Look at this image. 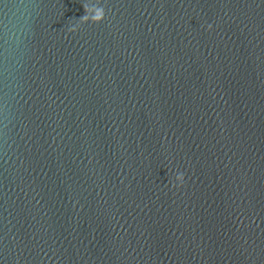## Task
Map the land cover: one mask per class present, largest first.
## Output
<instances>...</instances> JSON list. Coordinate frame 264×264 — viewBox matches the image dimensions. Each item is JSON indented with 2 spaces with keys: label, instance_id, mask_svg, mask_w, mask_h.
Here are the masks:
<instances>
[{
  "label": "water",
  "instance_id": "1",
  "mask_svg": "<svg viewBox=\"0 0 264 264\" xmlns=\"http://www.w3.org/2000/svg\"><path fill=\"white\" fill-rule=\"evenodd\" d=\"M0 264H264V0H0Z\"/></svg>",
  "mask_w": 264,
  "mask_h": 264
}]
</instances>
